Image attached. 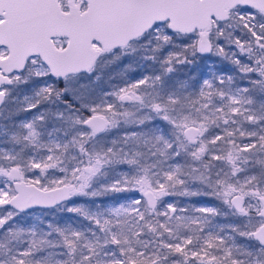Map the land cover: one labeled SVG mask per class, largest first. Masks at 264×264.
I'll list each match as a JSON object with an SVG mask.
<instances>
[{
    "label": "snow or ice",
    "instance_id": "6c2138e0",
    "mask_svg": "<svg viewBox=\"0 0 264 264\" xmlns=\"http://www.w3.org/2000/svg\"><path fill=\"white\" fill-rule=\"evenodd\" d=\"M0 264H264V0H0Z\"/></svg>",
    "mask_w": 264,
    "mask_h": 264
}]
</instances>
